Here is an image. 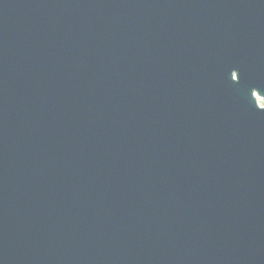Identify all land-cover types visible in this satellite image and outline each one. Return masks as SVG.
<instances>
[{
  "label": "water",
  "instance_id": "obj_1",
  "mask_svg": "<svg viewBox=\"0 0 264 264\" xmlns=\"http://www.w3.org/2000/svg\"><path fill=\"white\" fill-rule=\"evenodd\" d=\"M0 264H264V0H0Z\"/></svg>",
  "mask_w": 264,
  "mask_h": 264
}]
</instances>
